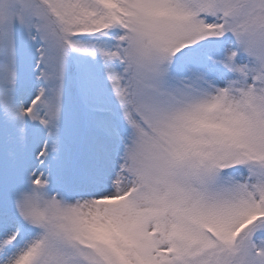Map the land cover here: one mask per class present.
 Returning a JSON list of instances; mask_svg holds the SVG:
<instances>
[{
	"label": "snow or ice",
	"instance_id": "snow-or-ice-1",
	"mask_svg": "<svg viewBox=\"0 0 264 264\" xmlns=\"http://www.w3.org/2000/svg\"><path fill=\"white\" fill-rule=\"evenodd\" d=\"M0 264H264V0H0Z\"/></svg>",
	"mask_w": 264,
	"mask_h": 264
}]
</instances>
